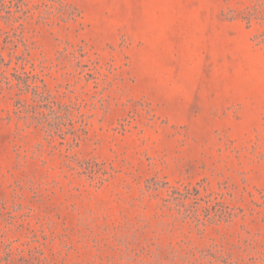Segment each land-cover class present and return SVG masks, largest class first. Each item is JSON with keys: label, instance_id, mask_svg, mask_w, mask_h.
Wrapping results in <instances>:
<instances>
[{"label": "rangeland", "instance_id": "obj_1", "mask_svg": "<svg viewBox=\"0 0 264 264\" xmlns=\"http://www.w3.org/2000/svg\"><path fill=\"white\" fill-rule=\"evenodd\" d=\"M0 264H264V0H0Z\"/></svg>", "mask_w": 264, "mask_h": 264}]
</instances>
